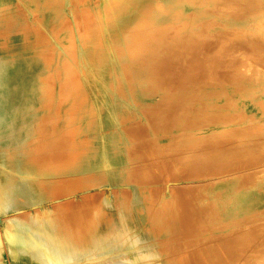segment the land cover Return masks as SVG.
I'll return each instance as SVG.
<instances>
[{"label":"bare ground","instance_id":"obj_1","mask_svg":"<svg viewBox=\"0 0 264 264\" xmlns=\"http://www.w3.org/2000/svg\"><path fill=\"white\" fill-rule=\"evenodd\" d=\"M262 1L26 0L24 30L37 44L24 54L0 57V123L59 103V122H74L77 129L59 128V140L74 142L73 147L59 145L65 152L60 153L59 188L53 181L38 188L13 186L24 194L22 202L12 192H0L1 208L6 207L0 234L13 257L26 255L16 260L78 264L75 260L82 258L86 264L87 254L75 257L39 235L16 229L20 218L48 215L52 205L91 194L110 207L108 191L125 193L148 214L147 191L136 178L152 169L159 173L180 154L195 172L173 179L157 176L158 213L127 217L113 239H95V255L134 252L132 259H124L132 262L124 264H264V239L245 235L264 220V184L236 187V168L243 165L230 156L255 141L238 135L252 126L253 115L258 119L254 131H263L258 130L264 125V111L259 110L264 108ZM257 36L263 40H253ZM169 112L180 116L170 134L149 127L148 140L139 141L126 129L155 121L160 130ZM89 118L95 126L84 124ZM89 148H95L91 155L98 159L88 160V166L84 157ZM69 155L72 160H66ZM258 162L247 166L248 173L264 171V162ZM190 189L201 195L191 205L194 224L182 235L188 236L183 244L189 247L174 257L157 247H139L145 241L157 246L178 231L179 218L171 217L164 204L173 190ZM250 206L258 211L247 212ZM12 210L16 213L6 214ZM244 212V220L231 218ZM209 243L216 247H207ZM98 258L110 264L112 257ZM114 259L121 264V257Z\"/></svg>","mask_w":264,"mask_h":264},{"label":"rangeland","instance_id":"obj_2","mask_svg":"<svg viewBox=\"0 0 264 264\" xmlns=\"http://www.w3.org/2000/svg\"><path fill=\"white\" fill-rule=\"evenodd\" d=\"M254 5L258 6L256 2H254ZM25 6L26 0H0V57L2 58L12 57L19 53L24 54L26 51H30L33 48L35 49L37 40H30L27 36L28 33L25 32ZM258 10L264 12V1L259 4ZM21 27H23L22 31H20ZM19 32H22L21 34H23V36L18 37ZM253 40L263 39L262 37L257 36L254 37ZM47 41L49 42V40ZM50 52L51 49L47 47L46 53L49 55ZM173 108L174 107H172V109ZM35 109H40L42 111L28 115L25 118H6V121L0 123V192L8 194L12 192V194H14L13 197H16L17 195V199L20 202L25 201L24 194L18 195L17 192H19V190L17 188L15 189L13 186H20L28 189L30 186L38 188V185H41L43 182L53 181L59 188V183L63 180L59 179L58 172L62 163L61 155L65 153L63 149L59 150V145H61L60 147H63L64 144H66L67 147H73L74 143L72 140L68 139L59 140V128L71 131L77 129V124L74 122L70 124L59 122V103L58 106L50 104L45 106V108L36 107ZM263 109L264 108L259 110L264 111ZM166 116L168 118L163 123L164 127L160 130H157L158 124L155 121H150L149 123L138 125L137 127L134 126L132 129H126L132 134L133 139H140L139 141L148 140L147 132L149 127H151L153 131H165L164 133L170 134L176 127V120H178V117L180 116L176 115L175 117L172 112L167 113ZM255 118L256 116L253 115L249 119L250 125L252 126L247 128L244 127V129L239 131L238 135L244 139L249 137L256 142H247L243 145L244 147L235 149L233 154H230L235 161L238 160L240 165H243L236 168V171H238L237 175L240 176H237L238 183L236 184L235 182L236 187L241 186L242 189L248 187L253 188L254 186L264 184V171L260 169L258 172L250 174L246 170L250 163L257 162L258 164L259 160L260 164L264 162V125L262 124V128L258 129L263 130L262 134L259 133V131L255 132L253 127L257 123L256 120H258ZM93 120L94 119L89 118V122L84 124L90 127L95 126L96 123ZM132 124L134 125L135 123L133 122ZM180 125L182 127L187 124L181 123ZM149 142L153 141L149 140ZM134 143L136 144V142ZM86 151L90 154L84 157V160H87V164L88 160L97 161L98 158L95 157L94 154L91 155L95 152V148H89ZM60 153L62 154L60 155ZM68 157L69 158L66 160H72L71 155ZM181 157H183V155L180 154L173 157V159H171L172 162L165 164L159 173L152 169L150 172L141 174L136 178L138 186L145 188L147 191L144 199L149 206L148 214L147 212L143 213L142 210L139 211L142 206L140 207L137 204L134 205L135 203L132 202L125 193H117V196H115L108 191V193L106 192V195L108 196L110 202L108 205H110V207L103 205L102 202L97 203V198L91 194L85 199L77 198L72 203H57L52 205V211L48 215L26 213L23 218H20L16 229H19L20 231L23 230L33 235H39L43 241H49L56 248L67 251L75 257L87 254L90 256V259L86 264H103L105 260H100L103 258L95 259L97 256L112 257L107 261V263L110 264H116V262H119L114 259L115 257H121V264L131 263L132 261L124 259L126 257L132 259L135 255L134 252H129L126 255L123 253H106V255L102 256L101 254L95 255V239L99 237H101L100 239L105 240L113 239L112 234L119 233L124 224L128 223L126 219L127 217L132 218L142 214L145 216L149 215L151 218L154 217L158 213V206H160L158 204V195L156 193L158 185L155 181L157 176L163 179H173L178 176H186L195 172L194 166L186 165L182 162ZM34 173L36 174L34 175ZM38 175L41 176L39 177ZM38 192L42 194L43 189L40 188ZM170 194L173 195V197L168 198L164 205L167 208H170L171 217L176 216L179 218V225H181L180 228L178 231L174 232L175 236L161 238L160 243L157 246H149L147 241L138 246L141 248H146L147 246L150 248L157 247L164 250L163 253L165 256L174 257L178 255L180 249L189 247L188 245L183 244L186 239L188 240V236L185 235V237H182V235L194 224L190 219L192 215L191 205L193 199H195L197 195H201V193L190 189L185 192L182 190H173ZM2 198L6 200L5 196ZM261 202L259 201L258 204L261 205ZM258 204H255V206ZM5 208V205L2 208L0 205V233L5 219V214L3 212ZM259 209L263 210V207L261 206ZM27 210L31 213L32 209L28 208ZM248 210H253V212H255V210L258 211V208L255 209L254 206H250L247 208V212ZM247 212L233 214L231 218H243L244 220L248 216ZM15 213L16 212L12 210L6 214L13 215ZM257 217H262V215ZM152 221L153 220L151 219V225ZM172 221L174 222V220ZM150 228L152 230L155 229L153 225ZM245 235L246 237L253 238V240L264 239V220L252 224L246 231ZM3 239L4 237L0 234V264H25L23 260L16 259L23 258V256L26 257V255L17 254L13 257L8 250L7 243L4 242L5 239L4 241ZM206 246L215 248L216 244L209 243ZM102 247L108 248L109 245H103ZM75 261L76 263L81 264L82 258Z\"/></svg>","mask_w":264,"mask_h":264}]
</instances>
